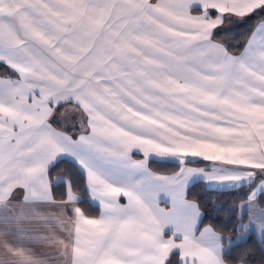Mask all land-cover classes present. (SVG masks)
Returning <instances> with one entry per match:
<instances>
[{"label":"snow or ice","instance_id":"obj_1","mask_svg":"<svg viewBox=\"0 0 264 264\" xmlns=\"http://www.w3.org/2000/svg\"><path fill=\"white\" fill-rule=\"evenodd\" d=\"M252 17L238 52L216 39ZM0 65V264H230L187 198L197 179L239 193L238 227L264 235V0H0ZM65 105L78 133L53 126ZM62 157L98 216L49 178Z\"/></svg>","mask_w":264,"mask_h":264},{"label":"trees","instance_id":"obj_2","mask_svg":"<svg viewBox=\"0 0 264 264\" xmlns=\"http://www.w3.org/2000/svg\"><path fill=\"white\" fill-rule=\"evenodd\" d=\"M255 19L256 17H252L242 23L234 20L231 25H225L217 31L216 39H223L230 46L231 51L238 52L249 36V30L252 28ZM195 163L199 164L202 161ZM149 166L156 171H174L177 169V164L169 161L149 160ZM81 184L77 185L82 187ZM186 195L188 199L195 200L200 205L203 213L200 225H211L216 231L229 236L237 232L239 215L234 209L241 199L239 193L214 190L206 187L203 181H195L187 187ZM245 252L248 253L250 263L264 264V249L252 234H249L246 239L230 245L226 250L225 258L230 260V264H235V258H239Z\"/></svg>","mask_w":264,"mask_h":264},{"label":"rangeland","instance_id":"obj_3","mask_svg":"<svg viewBox=\"0 0 264 264\" xmlns=\"http://www.w3.org/2000/svg\"><path fill=\"white\" fill-rule=\"evenodd\" d=\"M225 25H228V22L226 21L225 22ZM7 71V69L1 65L0 66V74H3ZM72 106L71 105H65L63 108H61L57 113H56V118L58 120H60L61 122L63 123H68L70 126L68 128H62L61 127V123H53V126L56 127L58 130H64V131H73L71 125H76V128H75V131L78 133L79 132V118L76 114H72V113H69L67 114L66 116H61V113H63L65 111V109H68V108H71ZM143 156L142 154L140 153H134L133 154V159H136V160H139V159H142ZM62 159V161H60ZM59 159L55 166L51 169L50 173H49V178L50 179H53L55 181V178L56 177H63L64 180H68V179H71L72 182L75 184V190L77 191V193L81 196L82 198V201L80 203V207H82L86 213L88 215H92L94 216V214H97L98 210H99V207L98 205L94 204V202L90 199V195L89 193L86 191V187H85V177H84V174L82 173L81 169L79 168V166L74 163V161L69 158V157H64V158H61ZM150 160H157V161H169V162H174L172 160H162V159H159V158H152ZM60 161V163H58ZM198 161H202V163H199V164H196V163H192V164H189L188 166L189 167H194V168H207L210 166L211 162H208V161H203V160H198ZM148 167L149 169L153 172V173H156V174H160V175H170L172 174L173 172L177 171L178 170V167L176 170H172V171H156L154 169H152L150 166H149V163H148ZM69 175H68V174ZM195 181H200V180H193L191 183L195 182ZM82 183V187H79V185L77 184H80ZM204 185L208 188H211L209 187L205 182H203ZM189 184V185H190ZM188 185V186H189ZM64 188H65V184L63 182H60V183H55L54 182V193L56 194L57 198H59L62 193L64 192ZM213 189V188H212ZM191 200V199H189ZM121 203H126V198H121ZM159 206L161 208H167L168 206L170 207L171 204L169 202H167L166 198L165 197H161L160 199V204ZM248 222V219L244 221V223L246 224ZM207 224H204V226H206ZM241 228H239L237 230V232L231 236H229L228 234L227 235H224L225 237L229 238L231 243L229 244V241L228 240H225V250L228 249V247L232 244H235L236 242H239L241 241L240 238H239V232H240ZM243 231H245L243 229Z\"/></svg>","mask_w":264,"mask_h":264},{"label":"crops","instance_id":"obj_4","mask_svg":"<svg viewBox=\"0 0 264 264\" xmlns=\"http://www.w3.org/2000/svg\"><path fill=\"white\" fill-rule=\"evenodd\" d=\"M242 47H243V46H242ZM241 49H242V48H241ZM241 49H240V50H241ZM62 158H64V157H62ZM66 158H67V157H66ZM69 158H70V157H69ZM93 202H94V201H93ZM94 204L97 205L96 202H94ZM170 207H171V206H170ZM170 207L168 206L167 208H170ZM99 211H100V209L97 211V212H98L97 214H94V216H92V215H89V216H91V217H96V216L99 215ZM237 214L240 215V213H239L238 210H237ZM247 219H248V218L245 216V217H244V221L247 220ZM246 224H247V223H246ZM204 227H205L204 225H200L201 230H203ZM249 234H252V235L255 237V239H256L257 241L260 242L262 248L264 249V235H262V234H261L258 230H256L255 228H249V229H247V231H243V229H241L240 232H239V238H240V240H244V239H246V238L248 237ZM249 264H253V263H250V262H249Z\"/></svg>","mask_w":264,"mask_h":264}]
</instances>
